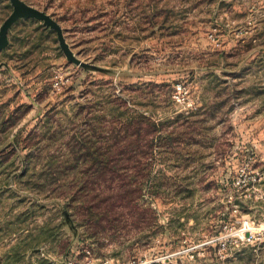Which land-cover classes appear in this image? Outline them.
<instances>
[{"label":"rangeland","instance_id":"1","mask_svg":"<svg viewBox=\"0 0 264 264\" xmlns=\"http://www.w3.org/2000/svg\"><path fill=\"white\" fill-rule=\"evenodd\" d=\"M22 1L93 68L7 32L0 264H264V0Z\"/></svg>","mask_w":264,"mask_h":264},{"label":"water","instance_id":"2","mask_svg":"<svg viewBox=\"0 0 264 264\" xmlns=\"http://www.w3.org/2000/svg\"><path fill=\"white\" fill-rule=\"evenodd\" d=\"M9 1L12 6V10L11 13L8 15V17L0 25V50L4 49L7 46L8 44L7 32L16 20L20 18H33L38 21H42L45 26H48L49 28L55 30L57 34L59 46L68 60L84 68H93L92 66L83 63L82 61H80L79 59L73 56V54L70 52L68 46L64 41L60 26L48 14L26 4L22 0H9Z\"/></svg>","mask_w":264,"mask_h":264},{"label":"built area","instance_id":"3","mask_svg":"<svg viewBox=\"0 0 264 264\" xmlns=\"http://www.w3.org/2000/svg\"><path fill=\"white\" fill-rule=\"evenodd\" d=\"M209 37L212 41H214L218 45V40L216 39L215 35L210 34ZM54 86L56 88L59 87L58 81H55ZM255 175L250 176L247 173H239L235 179L232 181V187L233 188H242L246 186L247 184H250L254 179ZM260 176H257L256 178H259ZM243 237L242 240L247 243H253L255 240L264 241V225H259L258 227L252 229V228H246L243 229ZM236 233V231L234 232ZM229 236L230 234H226ZM222 238V236H216L213 239L209 240V242H216L219 241Z\"/></svg>","mask_w":264,"mask_h":264},{"label":"crops","instance_id":"4","mask_svg":"<svg viewBox=\"0 0 264 264\" xmlns=\"http://www.w3.org/2000/svg\"><path fill=\"white\" fill-rule=\"evenodd\" d=\"M236 31H237L238 34H239V33H245V32H246V29H240V28H239V29H237ZM225 40L227 41V39H224V41H225ZM224 41H223V42H224ZM228 41H229V39H228Z\"/></svg>","mask_w":264,"mask_h":264}]
</instances>
